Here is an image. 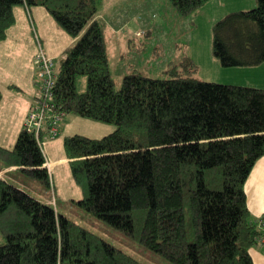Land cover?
Masks as SVG:
<instances>
[{
  "label": "trees",
  "instance_id": "obj_1",
  "mask_svg": "<svg viewBox=\"0 0 264 264\" xmlns=\"http://www.w3.org/2000/svg\"><path fill=\"white\" fill-rule=\"evenodd\" d=\"M103 1L0 0V42L21 5L45 6L76 40L58 64L50 101L53 112L64 113L61 129L70 114L116 125L104 137H64L72 177L84 193L75 201L175 264H255L251 249L264 217L251 213L246 181L264 156V88L201 80L191 57L170 70L173 77L135 71L117 88L99 17ZM208 1L172 3L188 15ZM257 4L215 23L213 50L222 65L264 63V0ZM80 75L89 78L85 92L77 89ZM3 98L0 90V104ZM18 136L14 147L0 145V163L51 188L37 136L26 127ZM0 232L6 238L0 264H141L3 177Z\"/></svg>",
  "mask_w": 264,
  "mask_h": 264
},
{
  "label": "rangeland",
  "instance_id": "obj_2",
  "mask_svg": "<svg viewBox=\"0 0 264 264\" xmlns=\"http://www.w3.org/2000/svg\"><path fill=\"white\" fill-rule=\"evenodd\" d=\"M256 4L238 5L231 4L228 0H209L198 10L183 15L174 7L172 0H104L99 10L100 15L109 25L105 33L106 36L108 34L110 65L117 80V88L121 87L124 75L135 71L154 78L173 77L170 70L175 67L181 68L180 62L186 57L193 58L198 64L196 75L201 80L222 84L235 82L236 69L243 68L242 66H224L215 56L213 27L216 22L233 11L254 9L258 6ZM40 9L46 12L40 17L43 28H38L39 25L36 26L34 20H30L32 27L30 33H27L29 41H25V45L20 47L22 49L26 47V52L23 51V53L20 50L21 56L17 55L19 48L16 46L20 41L14 40L12 45L6 42L0 43V90L4 93L0 104V143L11 148L15 146L20 131L26 126L30 104L28 108L26 105L25 115L22 111L23 102L26 100L28 103H33L41 86L35 58L39 47L34 31L38 29L40 36L43 40L45 39L43 46L47 54L55 60L56 67L62 58H58L63 52L60 49L67 48V41L72 38L71 34L57 24L45 6H40ZM37 17L38 15L36 19ZM56 49L60 52L57 56H55ZM28 65L33 66L34 69V74L29 73L33 81V89L26 93L20 89L26 79H22L23 75L19 76L24 70L25 72L29 70ZM244 75L250 74L244 73ZM77 78L79 92L87 91L89 78L86 75H80ZM232 84L238 83L232 82ZM71 116L73 115L70 114L68 119ZM78 120L64 133H61L60 137L51 139L43 145L53 173L54 180H52L51 188L42 180L28 176L22 170L15 171L10 181L19 183L43 201L53 203L61 213L94 233L100 234L108 243L114 244L126 254L133 256L141 264H175L161 253L147 248L122 229L114 227L109 222L83 209L75 201L82 199L84 193L72 177L69 159L65 156L64 134L79 133L92 137H104L106 134L104 132L110 128L114 131L116 128L114 124L92 121L82 116ZM88 123H95V126L94 124L93 127L87 126ZM48 192H50L49 196ZM188 219L190 222V216ZM5 242L6 238L0 232V245Z\"/></svg>",
  "mask_w": 264,
  "mask_h": 264
},
{
  "label": "crops",
  "instance_id": "obj_3",
  "mask_svg": "<svg viewBox=\"0 0 264 264\" xmlns=\"http://www.w3.org/2000/svg\"><path fill=\"white\" fill-rule=\"evenodd\" d=\"M228 2H230L231 4L233 3V4H238V5H243V4H253L254 5V4H256L257 0H228ZM44 13H46V12L43 11L42 9H40V6L27 8L25 5H21L20 7H18L16 9L17 22H16V24L13 25V27L11 28V30L9 32V36H8L9 38L6 41H1V42H6V43L12 45V44H14V40L20 41L18 43V46H16V47L19 48V49H17V52H18L17 55L21 56L19 54L20 50L22 52L27 51L26 47H24L23 49L20 47L25 45V41H27V42L29 41L27 39V38H29L27 33L28 34L30 33V30H31L30 28L32 27L31 21H30L31 20L30 15H32V18L34 20L35 25L36 26L39 25V26H37L38 28H40V27L43 28V26H41L42 23L40 22V17H41V14L44 15ZM36 15H38L37 19H36ZM99 17L104 21L102 15L99 14ZM38 22H39V24H38ZM108 26L109 25L106 22L105 32L107 31ZM37 31L39 32L38 29H37ZM107 36H108V34H107ZM42 40H43V38H42ZM44 41H45V39L43 40V42ZM75 41L76 40L73 37L70 38V40L67 41L68 42L67 48H63V49L61 48L62 50L60 49V51H63V52H61L60 55H59V53H60L59 50L56 49L55 56L59 55L58 58L63 57L65 52L67 51V49L70 46H72L75 43ZM107 44H108V41H107ZM109 51H110V46H109ZM9 60L11 61V59H9ZM27 68L29 70L26 72L24 70V72H22V74L19 76V77H22V75H23L22 79H24V78L26 79L23 81V86H21V88H20L21 91L26 92V93L28 92V90L33 89V87H32L33 81L29 77V73L34 74L33 66L30 67L28 65ZM242 68L243 69H236V71H235L236 72V78H235L236 83H238L240 85H245V86L251 85V86H254L257 88L258 87L264 88V63L259 64L257 66H246V67H242ZM244 73L250 74V75L245 76ZM229 81H230V79H229ZM232 82L235 83L234 81H232ZM232 82L230 81L228 83H232ZM14 85H16V84H14ZM23 103H24V106L22 108V111H24V114H25L26 105L28 108L29 104L31 106L32 103H28V101H26V100ZM14 110H15V104L13 107V114H14ZM25 115H24V118H25ZM78 118H79L78 116H71L68 119V116H67L63 121L61 133H64V131H66V129L70 128L74 122H78L79 121ZM93 124L95 126V123H93ZM93 124L88 123L87 126L93 127ZM111 132H112V130L110 128L107 130V132H104V133L107 134V133H111ZM71 134H73V133H71ZM71 134H68V135H71ZM64 136H66V135L64 134ZM88 136H90V135H88ZM90 137H92V136H90ZM93 137H95V136H93ZM63 140H64V138H63ZM0 145L4 146V143L3 144L0 143ZM65 156H66V153H65ZM69 161H70V159H69ZM0 168H3V170L0 171V177H3L5 179H9V180H10V178L14 177L13 173L17 169V167H15V166L6 167L5 165H3L1 163H0ZM246 182H247L246 183V193L248 194V204H249V208L251 210V213L257 219H262L264 217V156H262L260 158V160L256 163V165L253 167L252 172H251V174H250V176ZM49 195H50V192H48V196ZM251 255H252L253 259L255 260V264H264V245L263 244L254 245L251 249Z\"/></svg>",
  "mask_w": 264,
  "mask_h": 264
},
{
  "label": "built area",
  "instance_id": "obj_4",
  "mask_svg": "<svg viewBox=\"0 0 264 264\" xmlns=\"http://www.w3.org/2000/svg\"><path fill=\"white\" fill-rule=\"evenodd\" d=\"M31 19H33L32 15ZM34 36L36 37L37 46L39 47L38 52L35 54V58L37 59L39 69L38 76L41 86L39 88V94L35 97L27 113L28 116L26 117L25 127L29 132L37 136L44 150L43 145L45 142L60 137L61 121L64 113L53 112L50 102L54 96L53 89L57 84L56 63L54 59L47 54L45 46H43L42 37L39 35L37 29L34 31ZM44 131L46 133H44ZM46 166L50 169L51 175H53L48 157ZM52 180L54 179L52 178ZM262 226V232L257 236V240L258 244L264 245V224Z\"/></svg>",
  "mask_w": 264,
  "mask_h": 264
},
{
  "label": "bare ground",
  "instance_id": "obj_5",
  "mask_svg": "<svg viewBox=\"0 0 264 264\" xmlns=\"http://www.w3.org/2000/svg\"><path fill=\"white\" fill-rule=\"evenodd\" d=\"M36 40V39H35ZM71 48V47H70ZM105 48H106V46H105ZM68 50V49H67ZM55 61V60H54ZM59 65H57V67H58ZM261 152H263V151H261ZM261 156V155H260ZM260 158V157H259ZM253 165V164H252ZM253 168V167H252ZM250 170V169H249ZM252 171V170H251ZM243 181V180H242ZM245 181V180H244ZM243 184V183H242ZM245 186V185H244ZM244 189V188H243ZM245 190V189H244Z\"/></svg>",
  "mask_w": 264,
  "mask_h": 264
}]
</instances>
